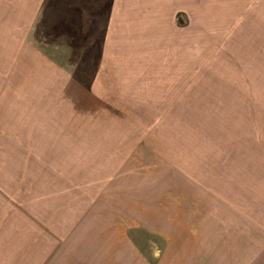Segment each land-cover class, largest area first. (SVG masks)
<instances>
[{
	"label": "rangeland",
	"instance_id": "rangeland-1",
	"mask_svg": "<svg viewBox=\"0 0 264 264\" xmlns=\"http://www.w3.org/2000/svg\"><path fill=\"white\" fill-rule=\"evenodd\" d=\"M257 130L264 0H0V264H209L176 173ZM141 139L178 162L154 197L114 156Z\"/></svg>",
	"mask_w": 264,
	"mask_h": 264
},
{
	"label": "crops",
	"instance_id": "crops-1",
	"mask_svg": "<svg viewBox=\"0 0 264 264\" xmlns=\"http://www.w3.org/2000/svg\"><path fill=\"white\" fill-rule=\"evenodd\" d=\"M152 69L157 68L153 66ZM166 127L168 132L169 128ZM262 131L257 130L251 139L241 135L234 139L235 141L225 142L223 155L218 158L217 163L205 166L204 176L185 175L181 171L176 173L178 189L176 208L172 211V217L177 222L183 220L181 227L185 228L184 224L189 225L186 223L189 219L186 218H190L191 213L193 229L191 238L195 245H205L200 248L203 249V256H208L209 264L215 261L219 264H264V131ZM141 140L133 146L128 145L126 150L114 156L116 164L122 165L121 170L124 173L129 170V166H144L141 167L145 171L142 176H136L137 174L131 171L130 173L136 178H141L143 182L139 188L146 190V195L147 193L149 195L158 183L152 180L153 168L149 169L146 166L154 164L172 166L177 162V158L170 157L169 152L161 153L162 160L149 151L150 157L145 152L140 150L138 152V143H144V140ZM172 148L174 149V146ZM147 172H151V175ZM180 186L187 187V190ZM51 194L49 192L47 195L51 197ZM149 196L154 197L152 193ZM190 204L191 212L188 208L186 210L181 208L182 205ZM59 206L52 207L49 204L42 208L46 211L44 213L56 214L62 210L63 205ZM65 207L66 204L64 209ZM146 208V211L153 209V213H157L153 207ZM40 211L36 210L35 213ZM161 211L162 214L166 213L167 223L169 220L172 221L169 219L167 208ZM174 213L177 215L174 216ZM166 230L169 233L168 227Z\"/></svg>",
	"mask_w": 264,
	"mask_h": 264
}]
</instances>
